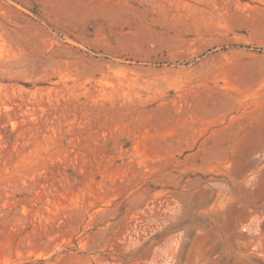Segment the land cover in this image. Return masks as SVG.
<instances>
[{
  "label": "rangeland",
  "instance_id": "1",
  "mask_svg": "<svg viewBox=\"0 0 264 264\" xmlns=\"http://www.w3.org/2000/svg\"><path fill=\"white\" fill-rule=\"evenodd\" d=\"M263 149L264 0H0V264H264Z\"/></svg>",
  "mask_w": 264,
  "mask_h": 264
},
{
  "label": "bare ground",
  "instance_id": "2",
  "mask_svg": "<svg viewBox=\"0 0 264 264\" xmlns=\"http://www.w3.org/2000/svg\"><path fill=\"white\" fill-rule=\"evenodd\" d=\"M263 152H264V149H263ZM217 170V169H216ZM235 185L236 187L240 190V192L242 194L245 193V190H244V182H235ZM215 206H214V203H213V199H209L208 202H207V209L205 210V212L210 215L211 217H214L215 216ZM262 212L264 213V210H262ZM236 257L242 262V263H245L247 264V262L249 260H251V257L249 256L248 253L246 252H242V251H239L238 253L235 254Z\"/></svg>",
  "mask_w": 264,
  "mask_h": 264
}]
</instances>
